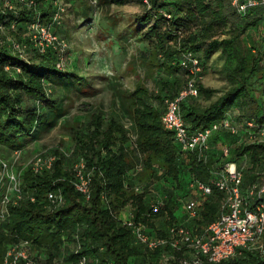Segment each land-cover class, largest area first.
<instances>
[{"label": "trees", "instance_id": "1", "mask_svg": "<svg viewBox=\"0 0 264 264\" xmlns=\"http://www.w3.org/2000/svg\"><path fill=\"white\" fill-rule=\"evenodd\" d=\"M138 1L148 11L134 22L131 34L139 33L153 46L150 56L155 69L148 77L163 70L169 79L158 83L157 91L140 79L134 89L116 91L119 110L130 119L136 138L130 135L132 131L124 121L115 115L106 118L100 110L90 113L83 128L75 120L61 124L75 142L74 149L66 155L63 149L51 147L50 151L57 155L51 169L23 170L24 192L16 203H8L7 215L0 219V264L10 247L23 241L31 243L36 257L39 255L45 263L52 264L68 240L74 245L68 248V257L75 264L82 258L87 264H180L182 259L190 258V251L170 245L147 249L136 241L119 211L132 204L134 219L141 221L150 234L168 236L169 228L184 216L178 215V208L185 209V198L196 196L190 184L195 180L210 183L211 171L218 162H238L244 171L243 189L264 178V139L251 140L244 131L250 120L264 127V100L260 101L264 97V34L258 39L248 37L249 28L264 18V4L240 13L230 0ZM37 2L36 9L18 5L17 15L12 11L4 14L0 7V23L6 24L0 30L1 157L23 148L28 137L37 139L43 130L60 124L59 119L67 112L60 98L64 91L84 93L90 87L86 91L81 89L84 81L77 82L78 77L87 75L77 69L76 63L72 67L64 64L57 50L48 48L42 52L31 41L28 26L37 12L48 22L54 11L52 0ZM124 2L96 0L100 8ZM92 5L82 6L84 9L78 15L81 23L76 28L88 29L86 26L100 22ZM70 6L71 10L74 5ZM103 16L111 20L112 27L118 23L110 14ZM12 22L16 28L11 27ZM58 31L67 39L66 29ZM127 33L122 32L121 39L128 41L131 34ZM13 40L27 44L25 55L13 49ZM186 51L194 52L203 68L197 78L199 95L181 101L183 115L191 130L224 118L237 125L235 120L240 118L238 134L223 129L216 131L209 142L210 146L227 144L231 148L229 157L212 148L205 157L197 156L195 151L182 154L174 133L162 122L166 98L177 96L190 77L180 65ZM216 52L223 60L220 73L227 80L223 90L201 83L205 62ZM202 96L212 99L211 102H199L197 98ZM135 152L140 158L135 157ZM82 160L84 172L91 175L88 199L75 185L76 165ZM154 165H158L157 169ZM247 170L251 179L247 178ZM138 181H144L141 192L133 190ZM164 183L168 184L166 190ZM150 187H162L158 191L165 196L164 206L157 211L150 205ZM50 191L61 195L62 202L50 200ZM223 198L224 193L217 188L204 195L199 217L192 223L195 231H202L216 219ZM45 253L47 257H43ZM203 264H264V234L257 246L240 247L230 258Z\"/></svg>", "mask_w": 264, "mask_h": 264}, {"label": "built area", "instance_id": "2", "mask_svg": "<svg viewBox=\"0 0 264 264\" xmlns=\"http://www.w3.org/2000/svg\"><path fill=\"white\" fill-rule=\"evenodd\" d=\"M52 1L54 11L50 20L44 22L36 11L37 15L34 16L33 21L28 26L29 35L33 44L42 52L48 48H54L63 56V53L70 46L68 40L58 30L63 27V19L69 6L65 0ZM144 1L148 2V0ZM230 2L240 13L264 4V0H230ZM37 3V0H0V7L4 14L12 11L17 15L18 5L36 9ZM5 26L6 24L1 22L0 30H4ZM11 27L16 28V23L12 22ZM0 40L2 41L1 37ZM12 47L21 56L25 55L27 50V44L22 41L13 40ZM180 65L188 70L190 77L177 96L166 98V109L162 115V122L166 129L174 133L175 141L180 146L182 154L195 151L197 156L205 157L211 149L209 142L216 131L225 129L231 134H238L240 130L230 118H224L205 128L190 129L181 109V101L186 97L199 95L197 78L203 66L199 57L192 51L183 53ZM244 131L248 138L255 140L258 133L264 132V127L256 121L250 120L247 121ZM23 149L24 147L12 151V155H19L18 151ZM221 150L225 157L230 156L231 148L228 145H222ZM63 152L66 153L65 150ZM66 155L69 154L66 153ZM56 158L57 155L50 149L39 151L25 166L20 168V166H16L17 158L0 156V219L6 217L8 203L12 201L16 203V199L20 198L24 192L23 170L27 167H30L34 172L51 169ZM84 167L83 160L76 165L75 185L77 190L88 199L91 194V175L84 172ZM211 172L213 176L210 183L195 180L192 184L203 195L211 194L214 188L224 193L220 213L215 220L210 222L202 231H195L196 228L193 227L192 223H195L199 217L200 203L197 199L192 198L184 204L185 222L171 226L168 236L153 235L149 233L141 221L134 219L133 211L129 210L123 221L131 228L136 241L149 250L167 245L176 249H187L190 251V255H188L190 258L182 259L180 264H203L204 261L219 262L234 256L240 247L257 246L264 234V178L243 189L244 171L238 162L230 160L219 165L217 163ZM135 190L143 191V185L136 184ZM148 190L151 208L153 211H157L164 206L165 196L158 194L159 196L156 197L157 190L155 188H148ZM47 197L53 202H62V196L54 191L48 192ZM30 250L31 243L29 241L15 244L8 249L6 260L16 264L18 260H23L28 264L31 259ZM78 264H87V262L85 258H82Z\"/></svg>", "mask_w": 264, "mask_h": 264}, {"label": "rangeland", "instance_id": "3", "mask_svg": "<svg viewBox=\"0 0 264 264\" xmlns=\"http://www.w3.org/2000/svg\"><path fill=\"white\" fill-rule=\"evenodd\" d=\"M65 1L68 6L71 4L74 6L71 10L68 9L64 16L65 25H70L71 28L67 33L70 48L67 53L62 56V62L64 64H70L72 60L77 62V69L87 75L84 78L78 77L77 82L84 81L81 89L86 91L88 86H90L89 91L84 93L76 90L74 93L64 91L63 94L60 95V98H62L64 105L67 106V112L59 119L60 124L43 130L37 139L28 137L26 141H24V149L18 151L19 155H12V152L2 155L3 157L17 158L16 166H20V168L25 166L36 153L50 149L51 147L63 149L70 155V152L74 149L75 142L61 124L75 120L79 121L81 123L80 127L83 128L85 127V123L89 121L90 113L93 111H102L106 118L111 115L117 116L118 119L124 121L126 127L132 131L130 135L136 138V134L133 129H131L130 119L126 117V114L119 110V101L116 100V91L123 88L129 90L134 89L139 79L143 80L151 90L157 91V84L170 77L163 70H157L153 77H148V73H152V70L155 69L153 66L155 61H152L150 56L153 46L151 42L140 38L141 36L139 33H137V35L131 34L135 28L134 22L139 20V18L148 11L146 5L142 2L138 0H125L122 4L117 3V5L113 4L108 8L106 6L100 8L98 3H96V0ZM86 4H90L91 6H93L92 4L95 5L94 15H96V13L97 15L110 14L114 17L116 23H118L115 27H112L113 24L111 23V20L102 21L101 24L104 25L99 27L96 25L92 30L85 31V29H76L75 26L81 23L79 21L81 15H78L80 14V11L84 9L82 6ZM257 13H259V11H257ZM69 16L71 17L68 18ZM71 18H76L78 21ZM261 20L262 21L258 22L257 26L249 28L248 37L250 39H258L264 34V18ZM105 25H107L106 28H101ZM122 32H128L127 34H131L128 41L126 38L121 39ZM116 33H118L119 36H117ZM219 54L220 52L214 53L212 58L205 62L206 69L204 70L201 83L205 86L223 90L227 85V80L220 73L223 60ZM69 56L72 57V59ZM90 82L91 84L89 85ZM259 87L260 85H258L257 89ZM220 94L221 92L217 93L212 99H215ZM197 99L203 104H208L212 100H207L204 96L198 97ZM260 99V101H262L264 100V97H261ZM155 104L162 107L159 102H155ZM235 123L241 127L242 120L238 118L235 120ZM257 137L264 139V132L262 134L258 133ZM215 149L219 151L221 150L217 147ZM135 157L140 158L137 152H135ZM70 162L71 161L68 162L69 165ZM157 167L158 165H154L153 168L157 169ZM138 169H140V165ZM250 173L251 172L247 170L248 179H251ZM137 184H144V181H138ZM164 184L165 187L168 186L167 183ZM150 189L152 188L150 187ZM157 189L160 190L162 187H160V189L158 187ZM133 190L138 192L135 190V187ZM185 199H189V197H186ZM131 205H126V207L119 211V215L122 218H124L123 210L127 211L125 208H131ZM177 213L181 217L184 213V208H178ZM71 241L72 240H68L66 242L63 251L54 258L52 264H75L68 257V248L74 246ZM30 253L31 259L28 264H47L45 263L44 258L42 259L39 255L36 257V250H30ZM6 256L3 264H16L11 263L9 258V261H7ZM43 257H47V254L45 253ZM22 263V260L17 261V264ZM24 263L26 264L25 261Z\"/></svg>", "mask_w": 264, "mask_h": 264}, {"label": "crops", "instance_id": "4", "mask_svg": "<svg viewBox=\"0 0 264 264\" xmlns=\"http://www.w3.org/2000/svg\"><path fill=\"white\" fill-rule=\"evenodd\" d=\"M68 16V15H67ZM71 16H69L68 18H70ZM96 17H98L99 18V20H100V22H97V21H95L93 24H90V26H86V28H88V29H85V31H88V30H92L93 28H95V26L97 25L98 27L99 26H101V25H104V24H101L102 23V21L104 22V21H109V19H107V18H105L103 15H96ZM71 19H74V20H77L76 18H71ZM98 20V21H99ZM78 21V20H77ZM79 21H80V19H79ZM78 25H80V24H78ZM78 25H76V26H78ZM76 26H75V28H76ZM107 25H105V26H103V27H101V28H105ZM63 29H66L67 30V33L70 31V25H65V26H63L62 27ZM80 29V30H83V28H81L80 26L79 27H77L76 29ZM105 41V40H104ZM70 57V56H69ZM73 57H75V56H73ZM71 59H72V57H70ZM74 63H77V62H74L73 60H72V62H70V64H72L71 65V67L74 65ZM77 65V64H76ZM241 142H243V141H241ZM222 145H225V144H217V145H213V146H211V148H212V151H215V148L217 147V148H222ZM227 145V144H226ZM219 164H221L220 162H218V165ZM213 175H211V177H212ZM190 186L194 189V192H195V194H196V196L195 197H191L190 199H192V198H195V199H197L198 201H199V203H201L202 202V200H203V197H204V195L199 191V190H197L196 188H195V186L191 183L190 184ZM164 189L166 190L167 189V187H164ZM158 194H162V191L160 192V191H156V195L157 196H159ZM148 195H150V194H148ZM155 195V194H154ZM200 208H201V206H200ZM127 211H124L123 210V212H124V215H123V217H125V216H127V214H128V212H129V210H134V208L133 207H131V208H125ZM183 218H182V220L179 222V223H182V222H185L186 221V210L184 209V213H183ZM120 216V215H119Z\"/></svg>", "mask_w": 264, "mask_h": 264}]
</instances>
